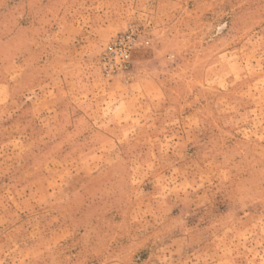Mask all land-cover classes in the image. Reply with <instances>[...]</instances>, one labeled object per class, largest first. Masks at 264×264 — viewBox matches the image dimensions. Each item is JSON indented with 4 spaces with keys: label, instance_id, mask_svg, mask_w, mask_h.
Listing matches in <instances>:
<instances>
[{
    "label": "rangeland",
    "instance_id": "obj_1",
    "mask_svg": "<svg viewBox=\"0 0 264 264\" xmlns=\"http://www.w3.org/2000/svg\"><path fill=\"white\" fill-rule=\"evenodd\" d=\"M0 264H264V0H0Z\"/></svg>",
    "mask_w": 264,
    "mask_h": 264
},
{
    "label": "built area",
    "instance_id": "obj_2",
    "mask_svg": "<svg viewBox=\"0 0 264 264\" xmlns=\"http://www.w3.org/2000/svg\"><path fill=\"white\" fill-rule=\"evenodd\" d=\"M136 45V37L133 32H126L117 35L106 49L107 56L112 60H116L114 66L119 70H128L130 54Z\"/></svg>",
    "mask_w": 264,
    "mask_h": 264
}]
</instances>
